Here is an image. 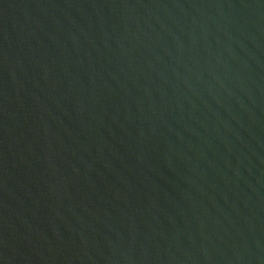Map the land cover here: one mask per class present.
<instances>
[{
  "label": "water",
  "instance_id": "obj_1",
  "mask_svg": "<svg viewBox=\"0 0 264 264\" xmlns=\"http://www.w3.org/2000/svg\"><path fill=\"white\" fill-rule=\"evenodd\" d=\"M0 264H264V0H0Z\"/></svg>",
  "mask_w": 264,
  "mask_h": 264
}]
</instances>
